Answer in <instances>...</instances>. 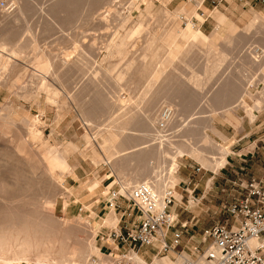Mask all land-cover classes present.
Wrapping results in <instances>:
<instances>
[{
    "label": "rangeland",
    "instance_id": "374dc122",
    "mask_svg": "<svg viewBox=\"0 0 264 264\" xmlns=\"http://www.w3.org/2000/svg\"><path fill=\"white\" fill-rule=\"evenodd\" d=\"M200 1L78 0L72 7L60 6L59 0H0V63L7 61V70L0 72V194H5L7 203L0 201V209L6 205L46 216L52 226L53 251L70 243L85 248L93 242L95 234L94 244L99 253H90L88 263L99 264L103 259L110 264L117 256L109 232L118 229L127 218L120 220L122 208L112 207L117 214L114 227L100 223L101 217L109 212L106 205L109 192L119 185L130 189L144 181H134L133 169L118 175L105 163L96 167L89 157L81 156L79 149L84 152L91 146L97 149L99 140L86 146L84 133L94 136L97 125L105 126L120 117L122 107L135 108L134 101L148 76L161 63L164 44L186 27L177 14L181 7L187 8L191 16V27H196L207 40L165 66L153 85V110L159 111L165 93L182 88L193 114L178 116V120H188V132L173 139L184 140L209 157L220 156L210 148V143L226 147L229 153L225 164L215 172L187 154L177 159L176 175L180 178L175 190L181 201L174 202L172 207L177 214L175 227L182 230L184 242L174 249V257L175 253L183 252L194 257L192 247L203 245L200 241L204 228L231 222L226 205L237 199L248 176L264 171V36L255 34L264 29L260 22L251 29L247 27L256 14L264 13V2L203 0L200 4ZM18 4L22 14L17 13ZM215 10L236 26L231 44L211 36L218 27ZM121 39L128 43L127 52L109 58L107 48ZM208 47L225 51L227 59L200 92L192 89L187 80L193 74H203ZM13 48L18 49L14 55ZM152 52H157L154 59ZM37 59L49 61L50 73L44 76L37 73L34 66ZM68 60L70 63L66 65ZM129 61L132 65L127 70ZM242 66L244 69L238 72ZM119 72L124 74L121 81H117ZM232 73L240 76L235 89L224 102L215 99V83L219 77ZM166 83H170V89L164 87ZM53 94H56L54 102H47ZM255 100L260 104L251 120L245 108L253 106ZM147 106L140 105L143 113ZM24 117L31 121V126ZM33 120L37 124L33 125ZM29 126L33 128L31 132ZM172 132L166 131L169 135ZM61 152L66 155L67 167H75L80 180L102 178L103 188L110 184L107 194L100 197L89 195L85 189L77 191L79 182L60 163ZM97 152L103 157L99 149ZM167 171L166 164L157 163L150 166L146 176H165ZM207 179H212L209 185ZM65 197L69 201L67 207L63 205ZM190 198L197 202L192 209L187 207ZM120 203L126 204L121 199ZM143 248L137 253L142 255ZM145 257L151 262L154 256Z\"/></svg>",
    "mask_w": 264,
    "mask_h": 264
},
{
    "label": "bare ground",
    "instance_id": "6f19581e",
    "mask_svg": "<svg viewBox=\"0 0 264 264\" xmlns=\"http://www.w3.org/2000/svg\"><path fill=\"white\" fill-rule=\"evenodd\" d=\"M77 1L78 0H59V5L63 6L67 4L73 7V5H75ZM202 1L203 0L200 1V4L202 3ZM20 5L21 4H18V14H22L23 12ZM16 7L17 6L12 8L11 10L15 9ZM177 14L180 16V18L184 19V24L186 27L176 36L171 38L170 41L164 44L165 46L161 63L157 68H155L151 75L148 76L141 92L139 93V95L137 94L138 97L134 101L135 108H129L127 110V107H122V110L120 109V117L112 119L111 122L105 124V126L103 125L102 127H100V124L97 125L96 134H94V136L84 133L83 138L86 142V146H90L92 141L99 140L97 149H99L103 153V157H101L97 152V149L92 146L86 152H84V149H79V153L84 158L89 157L91 162L96 167L103 165V163L107 164L112 169V171H115L118 175L126 173L128 169H133L136 174L134 181H144V183L151 185L154 191L160 196H163L168 190H171L175 202H180L181 198H179L178 196L179 193L177 194V191L175 190V186L177 183H179L180 178L178 175H176L177 169L179 168L177 159L182 158L187 154L194 160L198 161L202 167L210 168L215 172L225 164V158L228 155L229 151L226 147H221L210 143V148L215 149L220 156L218 158L209 157L194 145H191L184 140L173 139V137L177 136L179 133L188 132L186 130L188 120H178V116L184 118L190 117L193 114L192 112H190L191 109L188 105L189 99L185 96V90H183L182 88L175 87L172 90L173 93L172 91L165 93L161 98L163 101V105L160 107L159 111L156 112L153 110L154 103L151 102L153 101L154 96V92L152 93L153 85L161 77V73H163L162 71L165 66L170 65L171 62L179 55L190 52L192 47H194L196 44H203L207 40L206 36L198 31L196 27H191V16L189 17L187 8H179L177 10ZM213 15L218 27L215 29L214 33H212V38H214L215 40L222 39L224 42H228L231 44L232 36L236 28L235 24L228 21L227 17L220 11L215 10L213 12ZM258 22L261 23L262 28L264 29V13H261L259 15L256 14L249 22L247 26L248 29H251L253 26L257 25ZM255 34H257V37L260 35L264 36V32L261 30L256 31ZM153 37L155 38V36ZM126 44L128 43L125 39H121L117 42L111 43L107 48V55L110 56L109 58H111V56L114 54L123 55L124 53H126ZM17 51L18 49L16 48L11 49L13 55L16 54ZM82 51L83 50H81V52ZM151 54L152 59H154L157 55V52H152ZM207 54L208 62H206L207 64L203 67V74H193L191 76L189 75L190 77L187 82L192 89H196L199 91L200 89H203V87L212 80V78L215 76V73L224 66V61L227 59V53L223 50H214L208 47ZM69 63L70 61L68 60L66 65H69ZM73 63H75V61ZM126 64H128L126 69H130L132 62H126ZM34 66L37 73L43 74V76L44 74H48L51 69V64L49 63V61L43 59H37L34 63ZM243 69L244 67L242 66V69H240L238 72ZM1 70H7V61H3L0 63V72ZM123 75V72H119L117 81H121ZM239 77L240 76L238 74L234 73L219 77L218 81L215 83L217 84V87L213 91L214 98H221L222 102H224L226 97H228L232 93V90L235 89V85ZM164 87L166 89H170V83H166ZM54 96H56V94L52 95V99L47 98V102H54ZM142 103H146L147 105H149L147 106L146 113H143L140 109V105ZM259 104V100H255L253 106L249 107L246 105L245 109L247 115L251 120L254 117V110L259 108ZM6 108L7 107H4V109ZM23 120L29 122V125L31 126V121L28 120L27 117H24ZM3 123H6V121H4ZM34 123H36V120H33L32 124L34 125ZM32 130L33 128L30 127L29 132H31ZM168 130L173 131L172 135L166 133V131ZM65 158V153H59V160L62 166L67 168L68 174H70L74 179L77 180V182H79L76 187L77 191H82V189H85V191L89 195L98 194L100 195V197H103L107 194V189H109L110 184L107 187L103 188L101 185L102 178H95L89 181L85 179L80 180L79 175H77V173L75 172V167H67ZM157 163H163L164 166L166 164L168 168V173H166L167 175H155L154 177L148 178L146 176V172L151 165L153 166V164L156 165ZM49 171L52 172V169L49 168ZM151 171L152 170H150V173ZM211 180L212 179H207V182L204 181V183L206 182L207 185H209ZM137 185L138 184H135V186ZM119 189L121 192L127 195L128 191L131 188L128 189V187L124 185H119ZM0 195V201H3L4 204H6L7 202L5 201V194L1 193ZM196 203L197 202H195L194 199L190 198L187 203V207L192 209L197 205ZM63 205L64 207H67L69 205V201L66 197L63 199ZM50 207L53 208V205H51ZM174 209L175 208L172 207L171 216L175 219L176 216ZM47 219L46 216L39 215L36 211H29L23 208L12 209L11 207L6 205L1 208L0 264H91L88 263V255H90V253H99V250L96 249V246L94 244L95 234L93 236V242L89 244L87 242L88 246L85 248H77L70 243L62 245L57 251H53L54 240L52 239V234L50 232L52 226L47 221ZM116 220L117 214L113 210V208H110L109 212L101 217L100 223L104 222L105 224L110 226L113 225ZM85 223L87 224L86 221ZM95 227L96 225L94 226V228ZM112 227H114V225ZM67 241L69 240L67 239ZM249 243L251 246H255L257 243H259V241L251 239ZM158 245H161L160 240L158 242ZM149 253L150 252H147L146 255L148 256ZM172 254L173 253H168L162 257L154 255L151 262H148L145 259V255H140L137 252L132 253L131 257L134 261V264H177L180 262V260H182L183 256H189L184 252L181 254H176V257H174L175 255L173 256ZM190 257L194 258L197 264H204V261L199 255ZM93 262H95V260H93ZM99 264L109 263L104 262L103 259H100ZM110 264H115V261L112 259Z\"/></svg>",
    "mask_w": 264,
    "mask_h": 264
},
{
    "label": "built area",
    "instance_id": "2783aa9c",
    "mask_svg": "<svg viewBox=\"0 0 264 264\" xmlns=\"http://www.w3.org/2000/svg\"><path fill=\"white\" fill-rule=\"evenodd\" d=\"M242 190L241 198L225 207L232 221L204 228L200 241L203 245L192 247V253L199 255L204 264H264V176L251 178ZM109 195L107 207L122 208L120 220L127 218L118 229L109 232L110 243L117 250L115 264H134L132 253L140 247H154L157 254H165L181 245L183 232L175 227L177 218L171 216L175 202L171 190L160 196L151 185L141 183L127 195L119 187L111 188ZM120 199L126 202L125 206ZM251 239L259 243L251 246ZM177 264L197 263L194 258L183 256Z\"/></svg>",
    "mask_w": 264,
    "mask_h": 264
},
{
    "label": "crops",
    "instance_id": "0c3cea01",
    "mask_svg": "<svg viewBox=\"0 0 264 264\" xmlns=\"http://www.w3.org/2000/svg\"><path fill=\"white\" fill-rule=\"evenodd\" d=\"M263 176H264V171H262V172H260L259 174H253V175H250V176H248V180L250 179V178H255V179H263ZM242 194H243V190H241L240 191V193H239V195L237 196V199L238 198H241V196H242ZM176 218H177V214H176ZM184 242V238L182 237L181 238V244ZM183 247H185L184 245H182ZM154 251H155V253H156V248H154V247H144L143 248V255H145L146 256V254H147V252H150L149 254H148V256L149 255H153L154 256ZM174 252V250H172V251H170L169 253H173ZM175 254H177V253H175ZM155 255H158L157 253L155 254ZM173 255V254H172ZM174 256V255H173Z\"/></svg>",
    "mask_w": 264,
    "mask_h": 264
}]
</instances>
